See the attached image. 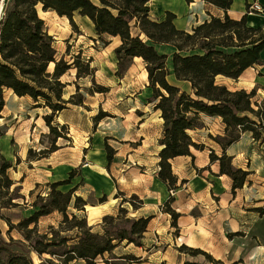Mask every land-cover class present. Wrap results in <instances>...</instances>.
Segmentation results:
<instances>
[{
  "label": "rangeland",
  "instance_id": "374dc122",
  "mask_svg": "<svg viewBox=\"0 0 264 264\" xmlns=\"http://www.w3.org/2000/svg\"><path fill=\"white\" fill-rule=\"evenodd\" d=\"M39 8L43 9L41 4ZM44 19L55 38L58 58L64 56L71 63L74 56L79 55L82 75L77 76L78 67L74 66L62 76L66 83L63 97L68 99L75 94L73 102L65 105L69 109L64 113L44 106V99L35 103L32 99L14 97L11 101V91H7L4 119L0 120L4 132L0 136V149L12 161L8 174L14 184L7 194H0V235L5 242L0 245V264H10V259L17 254L32 258L34 264H43V258L50 257L47 253L39 255L29 246L18 224L37 210L33 202L39 195H48L49 183L69 178L72 170H75L72 183L60 188L67 191L78 185L76 194L83 196L97 213L92 218L93 208H76L73 198L69 214L85 217L94 231H103L104 216H117L121 209L128 211L123 213L126 217L154 214L149 231L142 238V246L125 240L115 249L118 255L136 257L128 258L126 264H184L186 261L216 264L203 253L192 255L190 248L211 254L221 261L218 264H264V142L254 140L251 132H245L230 150L233 164L249 172L244 187L233 192V180L227 175H218L219 162L205 171H197L192 164L195 159L199 165L209 161L211 148H218L211 134H219L221 125L211 121L210 131L193 133L196 141L205 143L206 150L200 152L192 148L195 159L182 158L179 165L175 162L176 174L188 180L183 194L177 193L173 203L182 214L178 226H174L165 202L159 204L158 199L153 198L161 191L156 178L160 160L156 152L160 149L162 122L149 103L153 92L147 88L144 61L134 59L130 62L132 66L119 75L115 52L121 43L119 37L105 35L101 38L92 21L79 12L70 20L49 10ZM158 48L161 52L172 51L168 47ZM88 63L93 69L92 75H86ZM53 68L51 64L49 70ZM257 70L261 68H252L237 80L220 76L217 81L232 89L249 88L248 81L253 77L264 82V71ZM168 79L190 89L187 82H178L172 76ZM80 99L82 104L74 103ZM262 100L264 85H258L253 101ZM254 107L257 108L255 103ZM46 115L52 116L51 124L62 136L57 138L51 131ZM135 148L138 151H134ZM102 172L109 176L105 183L95 176ZM110 184L116 185V193L109 192ZM96 185L100 189L95 188ZM133 190L146 195L144 208L136 210L140 201L131 199ZM187 190L193 193L192 197ZM10 197L15 204L2 207L1 202ZM104 197L106 200L102 201ZM105 202L107 207L102 206ZM134 204L139 207L135 208ZM231 207L230 214L219 215V211L226 212ZM2 215L15 226L11 228ZM62 219L59 211L41 216L39 233L52 235L50 227L59 229ZM69 232L76 236L78 229ZM36 236L33 234V238Z\"/></svg>",
  "mask_w": 264,
  "mask_h": 264
},
{
  "label": "trees",
  "instance_id": "16d2710c",
  "mask_svg": "<svg viewBox=\"0 0 264 264\" xmlns=\"http://www.w3.org/2000/svg\"><path fill=\"white\" fill-rule=\"evenodd\" d=\"M150 1L6 0L0 19V118L6 106V89H12L20 97L30 96L35 103L44 99L43 105L50 107L53 112H60L67 103L73 102L75 94L68 99L63 97L66 83L62 81V76L74 66L78 67L77 76L82 75L78 64L80 56L75 55L71 63L64 56L58 58L55 38L50 34L45 19L40 16L38 5L41 4L44 11H56L70 20L79 12L91 19L101 38L105 35L120 38L121 43L115 49L119 75L129 68L135 57H141L144 61L149 87L153 90L151 101H156L154 107L161 111L163 118L158 178L173 192L178 187V178L173 172L171 159L183 155L193 156L192 148L204 150L205 144L196 141L189 130L206 127L205 115L220 116L225 131L211 137L221 145L223 154L218 155L212 149L210 159L212 163L219 162L220 174L231 177L235 192L244 187L249 172L237 168L226 150L238 142L245 132H251L254 140L264 142V100L253 101L257 94L256 88L251 91L230 89L218 83L217 77L238 79L247 68L264 64V26H249L245 15L240 19L232 18L228 9L233 0H208L223 9L225 15H212L192 31H186L176 26L174 21L177 16L171 11H167L162 19L152 17ZM158 47H168L172 51L161 52ZM52 62L54 68L49 70ZM86 66V75H92L90 64ZM172 74L177 81L189 83L190 89L171 83L168 77ZM74 103L82 104L83 100ZM51 119V115L45 116L51 131L58 138L62 135L56 132ZM3 134L0 124V136ZM12 165V161L0 149L2 195L7 194L14 184L8 174ZM74 177L75 170H72L69 178L50 182L48 195H39L33 202L37 210L18 224L33 250L41 256L45 253L50 255L43 258L42 263L126 264L128 258H136L118 255L115 249L125 240L141 246L153 216L126 217L123 213L128 211L121 209L117 216H104L103 231H94L85 217L78 218L76 214L71 217L69 214L68 207L73 198L76 208L84 209L87 204L83 196L76 194L78 185L67 191L60 188L72 183ZM136 198L141 206L142 199L136 194L131 197L132 200ZM12 200V197L8 198L6 202H1V206L11 207L15 204ZM124 201L128 199L124 198ZM173 201L174 195H171L165 206L173 217V225L177 227L181 214L172 208ZM134 207L139 206L134 204ZM54 211L63 214L59 229L51 226L52 235L39 233L38 221L41 216ZM2 217L11 228L15 226L9 218ZM32 224L34 226L30 227ZM75 228L78 233L73 236L69 231ZM33 234L37 236L33 238ZM3 243L0 235V245ZM190 249L192 255L203 253L210 261L216 264L221 262L199 248ZM10 264H34V261L24 254H17L10 259ZM184 264L201 263L186 261Z\"/></svg>",
  "mask_w": 264,
  "mask_h": 264
},
{
  "label": "crops",
  "instance_id": "0c3cea01",
  "mask_svg": "<svg viewBox=\"0 0 264 264\" xmlns=\"http://www.w3.org/2000/svg\"><path fill=\"white\" fill-rule=\"evenodd\" d=\"M259 3L261 5V8L260 9H252V4L253 3ZM149 5H150V8H151V15L152 17L154 18H158V19H162L164 18L165 14L167 11H171L173 13L176 14V18H175V24L178 28L180 29H183V30H186V31H192L194 27H196L197 25L201 24L202 22H204L205 20L207 19H210L211 16H218V17H223L225 15V11L223 9H220L218 8L217 6H215L214 4H212L211 2H209L208 0H151L149 2ZM6 6V0H0V19L3 15V12H4V8ZM228 14L234 18V19H240L242 18L244 15L246 16L247 18V23L249 26L251 27H260V26H264V0H233V4L231 5V8L228 9ZM91 20V19H90ZM93 23V22H92ZM264 51V50H263ZM262 56L264 58V54L262 52ZM134 59H140L138 57H135ZM132 65L129 66V68L131 67ZM257 67H260L261 68V72L264 71V64H258L254 67H249L247 68L243 74L239 77L241 78L244 73H246L248 70L252 69V68H257ZM128 68V69H129ZM127 69V70H128ZM258 72H260L259 70H257ZM175 77V76H174ZM220 77V76H218ZM217 77V78H218ZM221 77H225L227 79H233V78H230V77H226V76H221ZM238 78V79H239ZM234 80H237V79H234ZM179 82V81H178ZM218 82V81H217ZM250 87L247 88L246 86L245 87H242L243 89H246L247 91H249L250 89H254L256 88V92H257V86L258 85H264V82H262L261 80L257 79V78H254L253 77V80L250 82ZM219 83V82H218ZM221 84H224V83H221ZM226 85V84H225ZM228 86V85H227ZM229 87V86H228ZM147 88L151 89L149 87V81H148V73H147ZM230 88V87H229ZM242 88H236V89H242ZM232 89V88H230ZM152 90V89H151ZM7 91H11L10 92V98H11V101H14V97H16L17 99L19 100H26V99H32L30 96H18L17 94L15 95L14 94V91L12 89H6L5 90V98H6V101H7ZM153 92V90H152ZM152 99V96L149 97V103L153 104V106H155V102L156 101H151ZM33 100V99H32ZM7 104V102H6ZM65 109H69V108H64L61 113H64ZM154 111L155 112H158L159 113V118L162 122L161 124V128H162V131L161 133H163V118L161 117V111L160 110H156L155 107H154ZM141 118V117H140ZM205 118V123H206V127L204 128H201V129H197V130H189V133L194 137L195 139V135L193 133H198L200 132L201 130H211L212 129V125H211V121H215L217 122L219 125H221V130H219V134H223L224 131H225V124L224 122L222 121V118L220 116H204ZM212 135V134H211ZM218 135V134H217ZM162 136V135H161ZM214 136V135H213ZM216 136V135H215ZM161 138V137H160ZM159 138V139H160ZM242 138V137H241ZM196 140V139H195ZM241 140V139H240ZM240 140L238 142H240ZM234 143L232 144L231 146H229L226 150L227 154L229 155L230 153V150L238 143ZM204 143V142H202ZM215 143L217 144L218 148H211L214 149L215 153L218 154V155H222L223 154V149L221 147V145L219 143H217L215 141ZM160 144V143H159ZM205 144V143H204ZM161 145H160V149H161ZM159 149V151H160ZM206 150V145H205V149L204 150H199L200 152H204ZM134 151H138L137 148H135ZM159 151L156 152L158 153L157 156L159 155ZM193 152V150H192ZM220 153V154H219ZM135 155V154H134ZM132 156V154H131ZM185 157H192V159H195L194 158V154L193 156L191 155H183V156H177L173 159H171V163H172V169H173V172L174 174L177 176L178 178V182H177V188H175L173 190V192H171L169 189H168V186H167V189H168V192H169V197L171 195H174V201L172 202L171 206L172 208L173 207V203L176 201V194L177 193H181L183 194V187L185 185V183L187 182V178H183L181 176H179L178 174H176V172L174 171V168H175V162L179 163L182 162L183 160H181L182 158H185ZM233 158V156H232ZM159 156H158V160H159ZM209 161L204 163V164H201L199 165L197 163V159L192 160V164L194 166V168L197 170V171H205V170H209L210 169V166H213L215 164H217V162H214L212 163L211 162V159L208 157ZM136 160V159H135ZM218 175L219 177H223L227 174H220V171L218 172ZM95 176H96V179H99L101 180V183H105L106 180L109 179V176H107L106 174H102V173H95ZM228 176V175H227ZM229 177V176H228ZM159 182L161 179L158 178V176L156 177ZM231 178V177H230ZM162 181V180H161ZM165 183V182H164ZM166 184V183H165ZM167 185V184H166ZM97 189H100V186L96 187ZM79 189V188H78ZM77 189V191H78ZM233 190V189H232ZM76 191V192H77ZM118 190H117V187L115 184H110L109 185V192L111 193H116ZM189 197H192L193 196V193L191 194V192L189 190H187ZM161 192V193H160ZM158 194H156L153 198H157L158 199V203H166V201H162V195H163V191H162V187H161V191H160ZM120 193V192H119ZM130 193L131 196L133 194H136L140 199L146 201V195H141L138 191H131ZM127 196V195H126ZM168 197V198H169ZM232 206V205H231ZM145 205H144V202L143 204L136 210H139V209H142L144 208ZM176 210V208H174ZM233 210V208H229L228 211H224L223 209L221 211H219V215L223 216L224 214H227V213H231V211ZM262 211V209H261ZM179 212V211H178ZM181 214V212H179ZM147 216V215H146ZM148 216H153L152 219L154 218V214L152 212L149 213ZM147 216V217H148ZM141 217V216H140ZM145 217V216H144ZM182 217V214L179 216V218ZM183 217H186V216H183ZM178 218V220H179ZM151 219V220H152ZM151 220H150V223H151ZM177 220V221H178ZM149 223V225H150ZM179 223H182V222H179ZM224 223V221L222 222ZM149 231V226H148V230L145 232L147 233ZM131 244V243H130ZM142 246V245H141ZM119 247V246H118Z\"/></svg>",
  "mask_w": 264,
  "mask_h": 264
},
{
  "label": "bare ground",
  "instance_id": "6f19581e",
  "mask_svg": "<svg viewBox=\"0 0 264 264\" xmlns=\"http://www.w3.org/2000/svg\"><path fill=\"white\" fill-rule=\"evenodd\" d=\"M48 11H44L43 9H41V8H39V14H40V16L41 17H43L44 18V15L47 13ZM263 54H264V51H263ZM138 58H141V57H138ZM51 64H54L53 62L51 63ZM147 72V71H146ZM170 76H172L176 81H177V79L174 77V75L172 74V75H170ZM15 94V93H14ZM16 95V94H15ZM4 118L2 117V118H0V120H3ZM102 174H106V173H104V172H102ZM160 184H161V187H162V191H163V195H162V201H166L167 199H168V197H169V192H168V189H167V185L163 182V181H161L160 180ZM107 202H105V203H102V206L103 207H107ZM88 208H93V210H92V212H91V214L93 215V217L92 218H94V216H95V214L97 213L95 210H94V208L95 207H93V206H90V205H86Z\"/></svg>",
  "mask_w": 264,
  "mask_h": 264
},
{
  "label": "built area",
  "instance_id": "2783aa9c",
  "mask_svg": "<svg viewBox=\"0 0 264 264\" xmlns=\"http://www.w3.org/2000/svg\"><path fill=\"white\" fill-rule=\"evenodd\" d=\"M261 8V5L257 2L253 3L252 4V9L256 10V9H260Z\"/></svg>",
  "mask_w": 264,
  "mask_h": 264
}]
</instances>
